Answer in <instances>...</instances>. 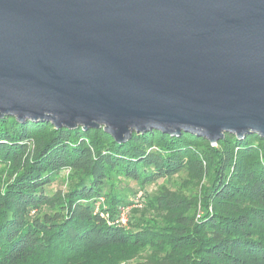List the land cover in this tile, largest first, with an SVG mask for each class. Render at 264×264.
<instances>
[{"label":"trees","instance_id":"trees-1","mask_svg":"<svg viewBox=\"0 0 264 264\" xmlns=\"http://www.w3.org/2000/svg\"><path fill=\"white\" fill-rule=\"evenodd\" d=\"M0 264H264V138L3 117Z\"/></svg>","mask_w":264,"mask_h":264},{"label":"water","instance_id":"water-1","mask_svg":"<svg viewBox=\"0 0 264 264\" xmlns=\"http://www.w3.org/2000/svg\"><path fill=\"white\" fill-rule=\"evenodd\" d=\"M264 138V0H0V119Z\"/></svg>","mask_w":264,"mask_h":264},{"label":"rangeland","instance_id":"rangeland-1","mask_svg":"<svg viewBox=\"0 0 264 264\" xmlns=\"http://www.w3.org/2000/svg\"><path fill=\"white\" fill-rule=\"evenodd\" d=\"M173 181H175V180H173ZM175 183H176V181H175ZM172 188H174V186H172ZM148 190H154V187H150V188H148Z\"/></svg>","mask_w":264,"mask_h":264}]
</instances>
